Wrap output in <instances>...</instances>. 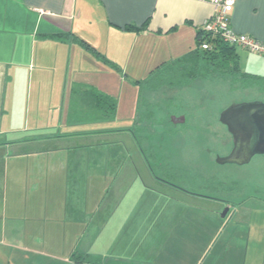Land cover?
I'll return each mask as SVG.
<instances>
[{
	"label": "crops",
	"instance_id": "obj_1",
	"mask_svg": "<svg viewBox=\"0 0 264 264\" xmlns=\"http://www.w3.org/2000/svg\"><path fill=\"white\" fill-rule=\"evenodd\" d=\"M213 12L210 3L200 0H0V72L11 65L12 73L22 74L23 87H27L22 105L33 101L39 105L49 99L48 104L58 114V122L52 125L49 117L47 127L51 126V131L42 135L37 132L41 128L35 126L27 135L25 128L10 118L9 84L5 83L2 90L0 87V105L5 107V111L0 109V246L17 249L21 253L17 256L19 264H73L72 255L89 264H264V244L261 246L256 238L264 234V209L255 212L258 215H254L252 226L258 233L253 236L251 227L243 232L245 221L238 223L234 217L227 223L222 221L215 205L191 206L159 192L149 193L145 187H138V195L116 199L117 210H123H119L121 219L125 217L123 223L130 220L122 235L129 241L115 238L108 246L111 237L102 236L107 226H92L87 210L91 201L89 175L100 172L101 155L91 150L90 156L83 158L84 150L72 151L68 141L54 133L65 124L76 127L115 118L118 100L104 88L109 82H118L121 97L123 89L135 90L131 112L136 119L142 94L156 92L134 81H143L162 63L193 50L197 30ZM130 24L142 29L127 30L125 26ZM229 27L264 43V0H236ZM59 33L67 34V40L49 38ZM238 48L241 71L264 77V55ZM49 68H59L63 75L56 78L53 71L46 87L50 91L43 94L45 86L38 79ZM9 72H4L5 79L11 81ZM210 79L194 81H203L198 83L203 87ZM106 98L115 102L113 114L107 110ZM135 130L132 127L129 132L136 143ZM99 131H71L67 135ZM189 192L185 194L204 196ZM33 195L37 201L30 203ZM170 201L174 211L153 225L163 223L178 231L166 237L163 234L160 242L133 241L146 219L137 221L138 207L150 208L156 203L168 206ZM156 232L157 227H152L148 234ZM232 233L244 234L242 240H233Z\"/></svg>",
	"mask_w": 264,
	"mask_h": 264
},
{
	"label": "rangeland",
	"instance_id": "obj_2",
	"mask_svg": "<svg viewBox=\"0 0 264 264\" xmlns=\"http://www.w3.org/2000/svg\"><path fill=\"white\" fill-rule=\"evenodd\" d=\"M13 68L11 65L4 66L0 72L1 90L4 84L8 83V96L12 97V101L7 97V100L11 101L7 106L10 118L16 119L17 125L25 128L27 135L34 132L35 126L41 128L37 132L45 135L52 130L51 126L47 127L49 117L52 116L51 125L58 122V114L54 111L56 109L48 104L49 99L41 100L39 105H36L37 101H33L28 106L22 105L21 98L26 94L27 87H23L24 79L21 73L17 75L12 73ZM7 69H10L8 75L11 81L5 79L4 72ZM53 71L56 78L58 74L63 75L59 68H49L39 76V82L45 86L42 89L43 94H48L50 91L46 90V87L51 83ZM27 77L25 75V81ZM33 80L35 82V78ZM198 83L204 82L192 81L187 87L163 88L154 94L143 93L138 102L140 120L136 122L131 112L135 104V99L131 100L132 93L136 96L135 90L123 89L121 97L118 82L113 84L109 82L104 88L109 95L118 100V115L115 118L104 123L74 125L76 127L65 124L54 130V133L61 135V140L68 141L72 151L84 150L83 158H88L91 150H97L101 155L100 172L89 175L88 196L91 201L87 205V210L91 213L89 219L92 220V226L100 229H104V225L107 226L102 236L111 237L107 240L108 246L109 240L116 241L115 238L129 241L128 237L122 235L125 234L126 227L131 225L130 220L123 223L125 217L121 219L120 213L123 210L121 207L120 211L117 210L118 205L115 201L120 196L138 195V187L147 188L149 193L159 192L191 206L206 208L215 205L220 218L227 208L225 217L221 218L222 221L227 223L234 217L238 223L245 221L243 225L246 227H243V232L245 229L250 231L251 227L253 236L254 232L258 233L252 225L256 218L254 215H258L255 212L258 208L264 209V155H256L249 163L242 165L219 164L218 160L227 156L233 148L232 136L227 127L221 123L220 114L233 105L264 103V89L261 91L258 86L242 88L241 83L231 85V77L226 76L210 79L203 87ZM0 109L5 111L3 105H0ZM132 127L136 129L135 135L139 137L140 146L130 135L129 131ZM80 130L100 131L80 136L67 135L71 131ZM29 142L34 143L33 140ZM141 149L158 175L182 183V178L178 180L174 175L179 171L173 169L181 171L186 169L188 177L184 180V190L180 191L172 185L153 179L144 163ZM185 191H195L198 195L204 196L195 197L185 194ZM104 198V202L100 204ZM33 199L34 202L37 201L36 196L33 195L30 203ZM171 204L172 201L168 206L156 203L145 209L139 206L141 212L137 221L140 218L146 219L141 221L143 228L141 227L132 240L136 241L135 239L139 238V242H160L163 240V234L166 237L168 233L177 230L175 227L166 228L163 223L159 226L153 225L174 211L175 207ZM246 214L248 218L245 217ZM120 227L123 228L118 234ZM152 227H157L156 234L152 235L153 232L148 234ZM229 234L231 233L226 235ZM236 234H233V240H237L238 237L242 240L244 234ZM263 237L264 234L256 236L261 246L264 244ZM18 253L21 254L17 249L8 248V245L0 246V264H19ZM74 258L72 255V263L76 264ZM83 264H89L88 260Z\"/></svg>",
	"mask_w": 264,
	"mask_h": 264
},
{
	"label": "trees",
	"instance_id": "obj_3",
	"mask_svg": "<svg viewBox=\"0 0 264 264\" xmlns=\"http://www.w3.org/2000/svg\"><path fill=\"white\" fill-rule=\"evenodd\" d=\"M125 28L130 31H140L142 29V27L136 28L131 24L126 25ZM66 35L67 34L62 33L53 34L49 36V38L62 42L67 40L68 35ZM77 41L82 46L90 49V47H88L84 41ZM203 44H206L208 48L203 49ZM237 48L238 46L226 44L218 35H214L211 32L206 31L201 26L196 32L195 48L193 50L181 58L162 63L159 67L152 71L146 79L143 81H134V83L141 84L143 89L156 92L163 88L187 87L192 81L196 79L206 80L208 78L226 76L231 77V85L232 83H241L242 88H245L246 86L249 88L258 86L262 91L264 89V77H259L241 71L238 62V54L236 53ZM96 55L101 57L97 53ZM105 100L107 102V110L109 113L113 114L116 107L115 102L110 98H106ZM139 116L140 114L136 116V122H139ZM138 138L139 137L135 135L136 143L139 145L140 141ZM141 151L144 155L145 152L142 149ZM143 158L154 178L182 190L181 188H183L185 183L184 180L186 177H188V173L186 171L173 169L175 171H179L174 173L178 180L182 178V183L179 181L175 182L168 179V177L158 175L154 171V166L148 157H145L144 155ZM182 174H184V176ZM73 256L75 257L74 260L76 263H83L84 259H82V257H78L77 255Z\"/></svg>",
	"mask_w": 264,
	"mask_h": 264
},
{
	"label": "water",
	"instance_id": "obj_4",
	"mask_svg": "<svg viewBox=\"0 0 264 264\" xmlns=\"http://www.w3.org/2000/svg\"><path fill=\"white\" fill-rule=\"evenodd\" d=\"M220 121L232 136L233 148L219 164H247L256 155H264V103L233 105L220 114ZM228 209L221 214L225 217Z\"/></svg>",
	"mask_w": 264,
	"mask_h": 264
},
{
	"label": "built area",
	"instance_id": "obj_5",
	"mask_svg": "<svg viewBox=\"0 0 264 264\" xmlns=\"http://www.w3.org/2000/svg\"><path fill=\"white\" fill-rule=\"evenodd\" d=\"M210 3L214 12L211 17L203 24V28L214 35H218L223 42L235 45L244 50L264 55V43L250 36L238 34L229 27V15L236 0H200ZM203 49H207L206 44L202 45Z\"/></svg>",
	"mask_w": 264,
	"mask_h": 264
}]
</instances>
